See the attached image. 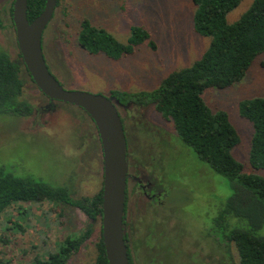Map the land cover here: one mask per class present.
I'll return each instance as SVG.
<instances>
[{
	"label": "rangeland",
	"instance_id": "1",
	"mask_svg": "<svg viewBox=\"0 0 264 264\" xmlns=\"http://www.w3.org/2000/svg\"><path fill=\"white\" fill-rule=\"evenodd\" d=\"M11 1L0 0L4 23L10 21ZM252 2L241 0L228 20H238ZM194 11L193 0H58L44 32L47 64L68 89L107 96L116 91H152L171 72L192 65L207 50L210 38L194 29ZM83 17L123 43L128 42L132 26H142L155 45L145 41L120 59L89 53L77 39ZM14 36L8 27H0V47L16 57V32ZM22 76L25 96L40 110L28 118L0 115V167L66 186L77 198L92 197L103 187L104 172L94 121L83 108L67 102L54 101L47 109L49 98L24 66ZM258 96H264V53L243 80L204 92L208 105L225 110L239 131L242 139L234 155L248 172H256L249 163L253 126L241 115L239 103ZM116 104L128 133L129 172L150 173L155 189L167 195L163 204H151L133 180L128 184L126 232L134 264H237L235 245L215 243L207 230L211 215L232 193L229 182L199 159L154 105L126 108L118 100ZM60 213L49 201L20 202L8 208L0 216V234L7 239L0 243V258L8 264H28L35 255L55 250L59 241L88 222L79 208ZM101 231L98 220L93 235L68 264H95V242Z\"/></svg>",
	"mask_w": 264,
	"mask_h": 264
},
{
	"label": "trees",
	"instance_id": "2",
	"mask_svg": "<svg viewBox=\"0 0 264 264\" xmlns=\"http://www.w3.org/2000/svg\"><path fill=\"white\" fill-rule=\"evenodd\" d=\"M13 2L8 9L10 21L4 23L0 16V27H8L14 36ZM193 2L194 29L210 38L202 56L192 65L171 72L152 91H116L112 95L126 108L154 105L166 121L172 122L176 133L199 159L229 182L232 193L220 204L217 213L214 211L211 215L208 236L217 244L233 243L239 256L237 264H264V96L239 103L241 115L253 126L249 163L256 172L246 171L234 155L242 138L229 114L222 109H212L204 98V92L211 87L226 89L243 80L253 62L264 53V0H253L235 22L228 20V14L241 0ZM45 3L46 0H28L30 21L43 11ZM77 39L89 53H104L113 59L132 54L145 41L155 45L150 40V33L142 26H132L128 42L123 43L87 17L78 24ZM23 66L30 75L19 50L13 57L6 48L0 47V115L12 113L28 118L40 110L24 94ZM125 132L128 155L126 128ZM39 201L58 206L61 216L69 209L79 208L88 218L81 230L72 231L57 243L55 250L35 255L28 263L68 264L93 235L95 223L102 220V189L92 197L77 198L66 186L54 185L31 175L19 176L0 167V216L17 203ZM125 239L130 264H134L127 233ZM3 241L7 239L0 234V243ZM95 245V264H109L102 231ZM0 264L8 263L0 258Z\"/></svg>",
	"mask_w": 264,
	"mask_h": 264
},
{
	"label": "water",
	"instance_id": "3",
	"mask_svg": "<svg viewBox=\"0 0 264 264\" xmlns=\"http://www.w3.org/2000/svg\"><path fill=\"white\" fill-rule=\"evenodd\" d=\"M58 0H46L32 21L28 0H14L13 23L23 62L33 81L50 100L83 108L94 121L103 150L102 238L109 264H130L125 239L128 178L127 141L123 118L115 97L68 89L50 70L43 49V34L53 18Z\"/></svg>",
	"mask_w": 264,
	"mask_h": 264
},
{
	"label": "flooded vegetation",
	"instance_id": "4",
	"mask_svg": "<svg viewBox=\"0 0 264 264\" xmlns=\"http://www.w3.org/2000/svg\"><path fill=\"white\" fill-rule=\"evenodd\" d=\"M15 32H16V30H15ZM43 49H44V34H43ZM44 55H45V53H44ZM45 58H46V55H45ZM46 61H47V58H46ZM48 66H49V63H48ZM53 104H54V101L50 100V102L46 105L47 109L50 110L52 108ZM140 170H141V168H140ZM151 178H153V177L148 172H141L140 171V173L138 175H136V174L129 172V170H128L127 189H126V207H125V218H124L125 230L127 229V226H128L127 222H128L129 215H130L129 214V206H130L131 198H130V189L128 187V184L131 180H133V182H135L138 185L142 195L145 197L146 200L151 201L152 202L151 204H163L164 203L163 197L165 198L167 195L165 196V193H163L161 190L155 189L154 181Z\"/></svg>",
	"mask_w": 264,
	"mask_h": 264
}]
</instances>
